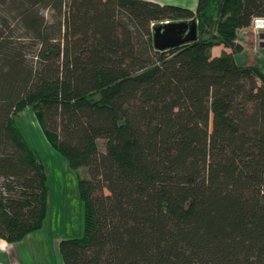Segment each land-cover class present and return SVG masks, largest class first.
I'll use <instances>...</instances> for the list:
<instances>
[{"label":"trees","instance_id":"1","mask_svg":"<svg viewBox=\"0 0 264 264\" xmlns=\"http://www.w3.org/2000/svg\"><path fill=\"white\" fill-rule=\"evenodd\" d=\"M256 17L264 0H0V239L47 216L28 109L88 174L62 264H264V73L234 60ZM192 20L195 42L154 50L155 26Z\"/></svg>","mask_w":264,"mask_h":264},{"label":"rangeland","instance_id":"2","mask_svg":"<svg viewBox=\"0 0 264 264\" xmlns=\"http://www.w3.org/2000/svg\"><path fill=\"white\" fill-rule=\"evenodd\" d=\"M49 16V13L46 12ZM245 52L236 54L238 65L243 66L251 58L256 63H264V49L256 42L246 46ZM16 123L29 145L38 151L44 164L48 184V209L45 224L40 232L26 237L17 246L20 264H59V247L57 240L78 239L83 236L84 207L80 200L78 182L87 179V170H71L66 160L53 150L46 142L30 110L19 113ZM103 151V142L99 141ZM106 194V193H105ZM0 261H6L0 258Z\"/></svg>","mask_w":264,"mask_h":264},{"label":"crops","instance_id":"3","mask_svg":"<svg viewBox=\"0 0 264 264\" xmlns=\"http://www.w3.org/2000/svg\"><path fill=\"white\" fill-rule=\"evenodd\" d=\"M144 1H150V2L160 4V5H172V6L187 8L193 12H195L197 9V0H144ZM253 42H256L259 45L260 49H264V39H261L260 37H258L255 34V32L252 31L251 28L241 29L237 32L236 43L242 47V53L245 52V50L247 49L246 46L251 47ZM223 53L229 54V53H231V51L222 45L215 46L211 50V55L213 57H219ZM234 60L237 63L236 54L234 55ZM237 64H239V63H237ZM243 66H257L264 73V63H262L261 61L259 63H256L254 58H251ZM44 224H45V222H44ZM44 224H43V227H44ZM43 227H42V229H43ZM41 230H39L37 232H40ZM22 241L15 243V244H8L4 240L0 239V258H2L3 260L6 261L5 263L0 261V264H20L18 262L19 257H18V253H17V246L20 245V243H22ZM60 241H62V240L55 241V242H57L58 247H59ZM58 261H59V264H62V260H61L60 256L58 258Z\"/></svg>","mask_w":264,"mask_h":264},{"label":"water","instance_id":"4","mask_svg":"<svg viewBox=\"0 0 264 264\" xmlns=\"http://www.w3.org/2000/svg\"><path fill=\"white\" fill-rule=\"evenodd\" d=\"M264 39V36H260ZM197 40V23L190 22L162 23L153 28L152 42L156 51H166L182 47Z\"/></svg>","mask_w":264,"mask_h":264},{"label":"built area","instance_id":"5","mask_svg":"<svg viewBox=\"0 0 264 264\" xmlns=\"http://www.w3.org/2000/svg\"><path fill=\"white\" fill-rule=\"evenodd\" d=\"M253 32L260 37L264 36V17H256L252 20L251 27Z\"/></svg>","mask_w":264,"mask_h":264}]
</instances>
